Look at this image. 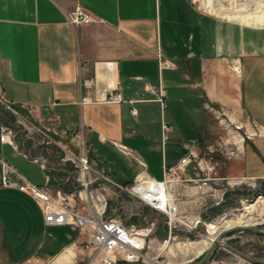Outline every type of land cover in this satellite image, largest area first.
<instances>
[{
  "label": "crops",
  "instance_id": "0c3cea01",
  "mask_svg": "<svg viewBox=\"0 0 264 264\" xmlns=\"http://www.w3.org/2000/svg\"><path fill=\"white\" fill-rule=\"evenodd\" d=\"M201 2L0 0V116L26 117L62 144L77 142L71 136L81 131L95 172L122 186L143 176L167 179L180 212L212 217L234 185L264 181V136L242 139L244 128L264 129V27L215 16ZM76 7L93 19L70 24ZM152 86L165 89V104ZM117 89L125 101L105 102ZM0 144L14 151L0 157L24 176L18 156L43 174L34 183L59 188L65 170L55 169V146L32 142L29 151L48 160L44 167ZM179 144L212 168L204 186L190 181L205 178L195 162L180 166ZM224 149L230 156H221ZM85 241L73 226L47 225L31 195L0 182V264H100L89 263Z\"/></svg>",
  "mask_w": 264,
  "mask_h": 264
},
{
  "label": "built area",
  "instance_id": "2783aa9c",
  "mask_svg": "<svg viewBox=\"0 0 264 264\" xmlns=\"http://www.w3.org/2000/svg\"><path fill=\"white\" fill-rule=\"evenodd\" d=\"M93 16L82 7H76L68 11L67 20L70 24H79L83 21L92 20ZM166 64V63H164ZM151 92L162 104H165L166 92L162 86H152ZM82 102H89L90 98L84 96ZM108 103L123 102V94L120 90L111 91L104 100ZM218 114L221 121H224V112L210 107ZM135 112V110H134ZM19 124L30 133H37V138L31 137L33 148L52 147L57 148L56 154L58 162L55 169L65 170V176L61 178L58 189L52 191L48 185H39L30 181L26 176L14 168L7 159L0 157V182L4 187H16L31 195L41 207L44 214L45 223L49 226H73L86 235L84 247L90 252L89 263L115 264L119 262H144L150 264L151 250L154 248V241L159 229L158 217L165 219L167 239L176 238L180 230L192 233L196 231L204 216L201 214L191 215L180 212L176 196L171 194L167 188V179L157 181L143 176L135 182L122 186L115 183L104 174L95 172L89 156V148L82 136L81 131H76L72 136L77 137V142L62 144L54 136L47 134L39 128L29 124V120L20 116ZM225 124L227 122L225 121ZM169 125L163 124V142L170 139ZM235 130L243 129V126L235 124ZM82 129V128H81ZM242 133L244 137L252 138L264 136V129L253 124L249 132L246 128ZM0 140L12 144L16 149L21 150L25 157H30L35 162H40L46 166L48 160L42 154H33L20 147V142L16 139V134L7 126H2ZM212 153V150H211ZM212 159V157H210ZM209 159V160H210ZM190 162H195L196 167L205 174V178L190 180L195 185L204 186L212 168H204L201 164L202 158L197 153L183 155L180 159V166H185ZM70 164L68 168L67 165ZM175 170L172 167L166 169V174L170 175ZM14 175L17 179L12 178ZM102 180H107L130 194L131 199L141 206L150 209L156 216L148 218L145 214L134 212L125 216L123 214L108 213V199L102 191V185H97ZM156 185L164 184L165 204L164 208L160 204L162 191L149 189L147 195L141 194L134 187L139 182L153 181ZM48 181V180H47ZM64 185L69 186L65 190ZM161 187V186H160ZM158 202V203H157ZM132 217L140 218L142 223L133 221ZM165 241H167L165 239ZM252 264L251 262H245ZM212 264H235L223 260L215 261Z\"/></svg>",
  "mask_w": 264,
  "mask_h": 264
},
{
  "label": "rangeland",
  "instance_id": "374dc122",
  "mask_svg": "<svg viewBox=\"0 0 264 264\" xmlns=\"http://www.w3.org/2000/svg\"><path fill=\"white\" fill-rule=\"evenodd\" d=\"M195 1L202 6L201 0ZM211 1L212 0H205L204 10L206 12L221 18H234L236 20L253 23V26L264 27V0H226L223 1L222 4H219L221 9H217L216 5H212ZM213 1V4H216L217 0ZM3 110V105L0 103V114H2ZM8 113L9 111L5 112L3 116H0L1 124L12 129L19 140H25L27 142L26 151H29L32 146L31 137L37 138V133H30L28 130L24 129L23 126H20L18 118L12 117ZM29 124L32 126L31 122H29ZM221 144L225 146L226 142L222 139ZM0 150H2L3 154L6 156H9L10 153H14L9 145L0 144ZM56 150L57 148L55 151ZM57 155L58 154H56V156ZM221 156H230V152L224 149ZM18 158L21 163L22 172L30 180L33 182L44 181L43 174L38 170L39 168L37 165L30 163L22 157L18 156ZM67 167L69 168L70 164H68ZM97 185H102V191L107 196L109 215L121 213L127 217L134 212H139L140 214L143 212L149 219L156 216V213L148 208L143 210L135 200L133 201L131 199L127 191L114 183L102 180L98 184H95L94 187ZM234 189V191H228L226 193L227 202H224L223 206L212 214V217L204 218L205 220H203L196 231L192 233L180 230L176 238L168 240L165 231V219L162 216H157L159 229L154 241V248L150 252L152 256L151 259L158 260L160 264H194L197 262L207 250L197 255L195 254L196 252L192 250L191 245L196 242H201L209 236L208 224H217L222 219H228L235 214H241L247 210L248 206L251 207V205L255 204L262 196L264 197V181L240 183L234 185ZM257 211L258 210L253 209V214L257 213ZM132 220L139 223L143 222L140 218L135 219L132 217ZM250 222L260 223L262 221L259 220V217L255 214L251 216ZM261 226H264V222ZM165 239L167 241H165ZM67 249L71 251V255L73 256V249ZM219 260L234 262L235 264H246L245 262L248 261L252 264H264V236L252 231H235L227 234L224 242L208 257L205 264H212Z\"/></svg>",
  "mask_w": 264,
  "mask_h": 264
},
{
  "label": "bare ground",
  "instance_id": "6f19581e",
  "mask_svg": "<svg viewBox=\"0 0 264 264\" xmlns=\"http://www.w3.org/2000/svg\"><path fill=\"white\" fill-rule=\"evenodd\" d=\"M223 1H226V0H217L216 4H213L214 1L212 0L211 3H212V5H216L217 9H221V6L219 4H222ZM164 188H165L164 184L156 185L155 182L149 183V181L139 182V184L137 183L134 187L135 190L139 191L143 195H147V191H149V189H152V190L158 189L160 192L162 191V194H161L162 196L160 197V204L163 208H164V204L166 203L165 202V193L163 192ZM253 209L258 210L257 213H255V214L259 217V220L264 222V197L262 196V198L259 199L255 204L251 205V207L248 206V208L245 212H242L241 214H237V215L235 214L233 217L228 218V219H222L217 224H213V223L208 224L209 236L206 237L201 242L193 243L194 245L193 244L191 245L192 250H194L196 252L195 254H197V255L204 253L206 250H208V248L210 247V245L212 244V242L216 238L217 234L222 229L232 227L235 225L258 224V223H251L250 222L251 216L255 215V214H253ZM262 222H260V223H262ZM150 264H160V262L158 260H154L153 258L151 259V257H150Z\"/></svg>",
  "mask_w": 264,
  "mask_h": 264
},
{
  "label": "water",
  "instance_id": "95a60500",
  "mask_svg": "<svg viewBox=\"0 0 264 264\" xmlns=\"http://www.w3.org/2000/svg\"><path fill=\"white\" fill-rule=\"evenodd\" d=\"M179 148L182 152L183 155H188L189 150L185 148L182 144H179ZM263 223V222H262ZM262 223L258 224H245V225H235L232 227H228L225 229H222L208 248V250L201 256V258L195 262L194 264H205L207 261L208 257L213 254L216 250L217 247L222 244L227 236V234L235 231H252L254 233L260 234L264 236V226H261Z\"/></svg>",
  "mask_w": 264,
  "mask_h": 264
},
{
  "label": "trees",
  "instance_id": "16d2710c",
  "mask_svg": "<svg viewBox=\"0 0 264 264\" xmlns=\"http://www.w3.org/2000/svg\"><path fill=\"white\" fill-rule=\"evenodd\" d=\"M126 185H128V184H126Z\"/></svg>",
  "mask_w": 264,
  "mask_h": 264
}]
</instances>
